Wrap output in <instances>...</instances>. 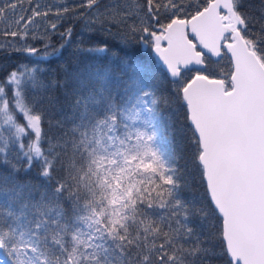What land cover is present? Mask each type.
<instances>
[{
  "label": "snow or ice",
  "instance_id": "1",
  "mask_svg": "<svg viewBox=\"0 0 264 264\" xmlns=\"http://www.w3.org/2000/svg\"><path fill=\"white\" fill-rule=\"evenodd\" d=\"M101 4L78 7L96 10L90 23L108 25L120 46L118 74L47 82L39 64L61 49L12 47L39 59L0 81V264H264V16L254 24L244 0L203 8L195 0H110L103 12ZM16 8L5 0L0 19ZM40 15L48 13L33 9L23 27ZM137 45L155 53L171 89L149 88L150 63L129 55ZM222 48L231 53L230 79L207 74V57ZM61 88L62 97L53 94ZM173 106L186 109L204 188L190 196L184 137L163 112Z\"/></svg>",
  "mask_w": 264,
  "mask_h": 264
},
{
  "label": "trees",
  "instance_id": "2",
  "mask_svg": "<svg viewBox=\"0 0 264 264\" xmlns=\"http://www.w3.org/2000/svg\"><path fill=\"white\" fill-rule=\"evenodd\" d=\"M82 2L83 0H16L17 8L15 10L8 9L6 17L0 19V45H6V47L0 48V81H3L6 74L18 65L27 64L29 67H32L33 62L39 59L36 56L29 57L24 53H15L12 51L13 46H33L40 49L41 53H43L45 44L50 45L48 51H52L54 48L61 49L57 56L48 57L39 64V67L44 70L42 76L47 82L56 80L63 82L67 76H75L76 74L95 70L111 69L118 74L120 72V64L119 61H114L113 53L118 52L120 46L105 31L108 27L107 24L102 26L100 23H90L96 17V10L78 7ZM142 2L143 0H141ZM188 2L189 0H185V3ZM195 2L199 3L201 8L207 6V0H195ZM4 3L5 0H0V6H3ZM109 3L110 0H102L100 11L103 12V6ZM244 5V11L255 18L254 24L255 20H259L264 16V0H244ZM65 7L69 9L68 12L63 15H56L57 12H62ZM33 9L41 13L47 12L48 15L36 16L33 22L25 29L23 25L29 17H32ZM81 12L84 13L83 17L79 16ZM20 16H23L25 20L21 21L20 25H16L14 21ZM181 18L190 17L181 16ZM128 23H133V20H129ZM52 24H56L57 27L53 29L51 27ZM255 27L258 28L259 25L257 24ZM69 28L72 30L71 36L62 38L61 33H65ZM18 30L27 31L28 34L25 40L3 34L5 31ZM112 31H115V29H112ZM33 35L37 38L33 39ZM61 45H63L62 48ZM104 45L108 49L104 53L87 51L90 48ZM129 55L133 61L139 60L150 63V67L153 69L155 75L150 74L146 78V84L149 88H158L160 90L172 88L171 83L167 81L166 74L151 56L150 48L143 49L137 45ZM210 61L207 74L213 75L217 79L230 78L231 64L225 55L218 62ZM194 74L195 72L188 73V78L190 79ZM71 83L72 81L69 79V84ZM64 92L65 89L61 88L53 94L62 97ZM163 112L165 116L171 117L174 128L180 130V133L184 137L181 140L177 136V140L183 148L184 156L180 164L187 169L185 178L191 188V191L185 192V196H190L191 192L197 190L203 192L204 188L202 187L200 174L192 162V131L186 119V109H177L176 106H173L171 108H163ZM20 119L23 121L22 117ZM25 143H27V140H25ZM35 173L36 169L34 168L32 172L28 173V177L35 178ZM211 223L216 222L212 221ZM205 228L207 229L208 225H205ZM211 230L215 231L216 229ZM217 244H219L218 241ZM219 251L220 248L217 247V252ZM213 264H221V262L213 261Z\"/></svg>",
  "mask_w": 264,
  "mask_h": 264
},
{
  "label": "water",
  "instance_id": "3",
  "mask_svg": "<svg viewBox=\"0 0 264 264\" xmlns=\"http://www.w3.org/2000/svg\"><path fill=\"white\" fill-rule=\"evenodd\" d=\"M187 32H188V38L191 39L194 43L197 44V50H198V51H205L204 49H202V48L199 47V43H198V41L196 40V38L192 35L191 30H190V27L187 29ZM162 44H163V45H162L163 47H167V41H162ZM221 51H222V55H221V56H219V57H211V56L209 55L207 58H209V59L212 60L213 62H218V61L221 60L223 54H225V55L228 57V59H229V61H230V64H231V53L228 52V50H227L226 48H222ZM151 55H152L154 61L156 62V64L159 65V66L161 67V69L163 70L162 63L159 62L158 58L155 56V53H153V52L151 51ZM191 67H192V68H199L200 66L192 65ZM231 70H232V64H231ZM163 71H164V70H163ZM229 79H230V78H229ZM188 123H189V125H190V121H188ZM190 127H191V126H190Z\"/></svg>",
  "mask_w": 264,
  "mask_h": 264
}]
</instances>
